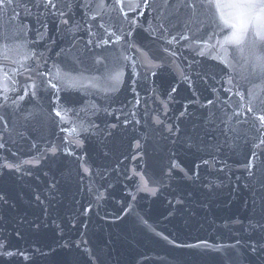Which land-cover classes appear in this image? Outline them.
Returning a JSON list of instances; mask_svg holds the SVG:
<instances>
[{"label": "water", "instance_id": "water-1", "mask_svg": "<svg viewBox=\"0 0 264 264\" xmlns=\"http://www.w3.org/2000/svg\"><path fill=\"white\" fill-rule=\"evenodd\" d=\"M0 264H264V0H0Z\"/></svg>", "mask_w": 264, "mask_h": 264}]
</instances>
